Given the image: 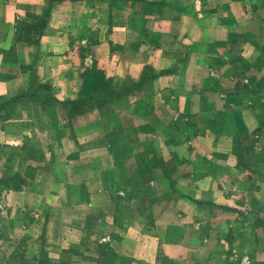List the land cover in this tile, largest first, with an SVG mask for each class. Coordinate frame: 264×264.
I'll return each instance as SVG.
<instances>
[{
  "label": "crops",
  "instance_id": "obj_1",
  "mask_svg": "<svg viewBox=\"0 0 264 264\" xmlns=\"http://www.w3.org/2000/svg\"><path fill=\"white\" fill-rule=\"evenodd\" d=\"M1 201L53 264H264V0H0Z\"/></svg>",
  "mask_w": 264,
  "mask_h": 264
},
{
  "label": "rangeland",
  "instance_id": "obj_2",
  "mask_svg": "<svg viewBox=\"0 0 264 264\" xmlns=\"http://www.w3.org/2000/svg\"><path fill=\"white\" fill-rule=\"evenodd\" d=\"M8 113L9 112H7V114ZM71 117H69V120H71ZM7 207V204L3 202L0 203V212H2V210L6 209ZM12 208L13 207L10 209ZM15 223H17V226L10 224L11 226L6 225V227L0 228V242L4 244L3 246L0 245V264H39L42 259L45 260L46 264H53L54 262L50 258L48 261L45 258L47 252L44 249L46 248L49 252L59 251V255H61V257L64 259L67 257L68 252H70V254L73 252H80V254L81 252H84L82 243H79L75 247L68 245L70 247L66 249L62 248L63 246H67L63 243V245H59V248L57 246L58 251H55L54 249L56 248V245L47 243L48 240H50V238L47 236V228L45 225L43 227L39 225L36 226L38 223H35V218L33 215L30 218V215L26 213V216L21 220V225H18V223H20L18 220H16ZM220 229L225 231L224 226ZM225 234L226 233H224V235ZM51 241L54 243L53 240ZM108 252L110 251H106L107 259H110L112 254ZM104 262L107 264H109L108 262L112 263V261L106 260ZM61 264H69V262L64 260L61 262Z\"/></svg>",
  "mask_w": 264,
  "mask_h": 264
},
{
  "label": "trees",
  "instance_id": "obj_3",
  "mask_svg": "<svg viewBox=\"0 0 264 264\" xmlns=\"http://www.w3.org/2000/svg\"><path fill=\"white\" fill-rule=\"evenodd\" d=\"M78 104H80V102H75V103H71V105H70V111L72 112V113H75V112H77L78 111V109H77V105ZM39 264H46V262H45V260H41L40 262H39Z\"/></svg>",
  "mask_w": 264,
  "mask_h": 264
}]
</instances>
